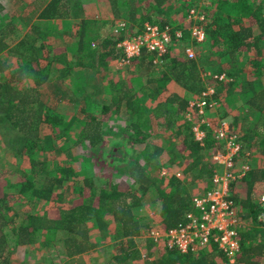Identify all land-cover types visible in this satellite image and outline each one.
Returning <instances> with one entry per match:
<instances>
[{"label": "trees", "instance_id": "1", "mask_svg": "<svg viewBox=\"0 0 264 264\" xmlns=\"http://www.w3.org/2000/svg\"><path fill=\"white\" fill-rule=\"evenodd\" d=\"M252 2L254 0H215L210 4L203 11L205 21L202 26L206 41L202 44L190 39L188 29L191 24L185 23L189 11L198 7L197 0H110V9L113 11L110 29L113 28L116 32L124 18L128 22L127 28L123 23L124 27L122 31H118L121 32L118 37L111 35L98 38L93 31H96V27L90 28L98 21L87 12V5L81 0H49L37 13L33 27L20 39L16 29L8 31L13 23H6V33L5 30L0 33V73L10 70V76L0 83L1 138L17 153L31 154L36 151L41 125L67 130L64 118L69 103L65 95L60 89L57 90V84L51 86L48 97H43L38 89L49 84V75L54 66L60 71V78L69 76L72 66L77 72L92 70L94 80L107 88L109 99L97 105L91 104L90 110L98 109L97 115L86 111L85 101L80 105L82 126L79 133H83V139L88 141V150L96 151L90 155L89 162L100 169L103 166L111 167L113 173L126 172L135 187H128L124 181L119 180L100 184L99 179L92 176L90 178L93 179L84 180L82 187H72L73 191L69 196L76 203L66 204L61 200L63 193L60 191L69 176L78 174L72 169L63 168L60 174L56 175L55 172L54 175L47 176L39 189L34 187L33 178L23 175L15 177L13 184L1 185L0 252L10 243L19 248L37 243L46 247L61 244L64 257L73 259L100 246L92 236L101 237L109 233L112 260L116 264H133L140 258L137 240L142 235L139 220L133 210L150 200V192L154 191L158 200L157 230L160 233L166 234L183 225L189 214L197 216L198 212L193 207L194 194H191L182 180L187 179L190 184L201 182L204 186L203 193L215 189L212 180L217 168L211 155L223 147L213 135L216 125L202 127L205 133L202 145L195 140L192 132L193 125L200 118L195 112V120H184L174 133L171 132L173 144L165 146L154 140L151 131L157 117L161 116L172 122L171 115L183 118L188 113V102L191 99L189 94L199 95L204 89L200 73L207 70L226 72L229 78L228 82L209 83L215 89L217 100V87L235 85L245 72L248 78L247 88L252 94L246 101L254 118H260L264 111V89L255 94V85L257 76H264V58L257 64L253 61L261 57L258 45L264 44V20H253L256 23L254 27L242 23V20L254 17ZM118 4H123L129 12L118 14ZM180 11L182 14L177 19L169 18L171 12L178 16ZM141 12L144 14L138 20L137 13ZM67 19L79 22L76 35L68 41L71 43V60L67 56V48H52L48 38L53 26L50 22ZM31 20L29 18L25 24H19L20 33ZM144 23L156 25L161 31L168 27L171 36L180 32V38H173V43L190 41L196 46H206L195 53L196 60H187L183 48L180 50L181 54H175L170 47L156 63L155 54L142 50L126 67L133 68L130 75L124 77L117 74L108 79L109 62L125 58L118 48V44L127 35L124 32L127 30L128 35L138 33ZM185 47H190V44ZM14 59L18 64L17 69L9 64ZM28 80L33 82V88L22 90L20 87ZM172 83L180 87L185 95L169 93L168 87ZM52 104L56 107H52ZM122 105L124 112L120 119L129 127L128 135L120 133L122 131L105 133L102 124ZM59 107L62 109L60 113L55 112ZM211 110L208 109L206 113ZM88 129L90 130L86 132ZM164 156L171 157L166 164L162 160ZM31 161L35 160L32 158ZM172 166L178 168L180 177L173 175L166 182L161 173L168 168L171 172ZM259 187H264V166L259 165L255 159L242 179L237 184H230L231 198L243 210L240 217L252 225H257L259 212L257 203L252 198ZM11 189L13 191L10 192ZM24 198H31L46 206L50 204L55 217H50L48 212L40 214L29 210L16 223L18 214L14 211V206L22 204ZM250 231V228H246L241 234L238 263L264 264V241L253 236ZM147 241V248L151 253L155 245L152 240ZM150 253L148 255L151 257ZM151 264H224V257L215 245L199 250L195 257L166 247L164 256L157 261L151 260Z\"/></svg>", "mask_w": 264, "mask_h": 264}, {"label": "rangeland", "instance_id": "2", "mask_svg": "<svg viewBox=\"0 0 264 264\" xmlns=\"http://www.w3.org/2000/svg\"><path fill=\"white\" fill-rule=\"evenodd\" d=\"M48 1L49 0H0V33L4 30V33H6V23L10 22L13 23V26L9 27L8 31L16 29L18 39L22 38L30 30V28L33 27V22L37 20V13L47 4ZM81 1H83V4L87 5L85 7L87 12H89V14L93 16L96 21H98L95 23V26L91 25L90 27H96V31H93L98 35V38L111 35L116 37L120 36L119 34L121 32H115L113 28L110 29V21L113 17V11L110 9V0ZM191 1L196 2V0ZM202 1L203 0H200V2ZM197 2L199 3V0H197ZM206 2L208 3V6H210V4L215 2V0H206ZM251 6L255 13L254 17L251 19L249 18L242 20V23L254 27L256 23L254 24L253 20H264V0H254ZM121 12L127 14L129 10L125 9L123 4H118L117 13L120 14ZM181 12L182 11L179 12L178 16L177 13L172 14L171 12L169 18L177 19L181 16ZM143 14V12L137 13V19L140 16H143ZM156 17L158 20L159 15ZM29 18L32 20L26 26V29L20 33L21 26L19 24H25ZM50 23H52L53 26L48 33V38L53 46L52 48L56 50L64 47L67 48V56L69 57V60H71L72 57L69 51L71 50V43L68 41L73 39V35H76L79 22L67 19L55 20ZM123 23L127 28V18H124ZM136 29H138V26L134 30L136 31ZM124 33H127L128 35L129 32L126 30ZM10 37H12L11 34ZM8 38L9 36L5 40L8 41ZM173 44L171 45V49L175 54H181L180 50L188 44H190V47H192L194 53H198L197 51L202 50L206 46V44L196 46L190 41H188V43L181 41L175 42ZM258 47L260 49L261 57L259 56L258 60L253 61V63L256 64L259 60L261 61L264 58V44L262 46L258 45ZM196 55L197 54H195V57H197ZM194 60H196V58H194ZM10 61L9 64H11L14 69H17L18 64L16 63L15 59L12 60V62ZM59 68L61 69L62 65L59 66ZM59 72L60 71L56 70L54 66L51 74L49 75V84L39 88L38 92L43 95V97H48L49 94H51L49 92L52 90L51 86L53 84H57V90H61L69 103L64 118V124L67 127V130L63 129V127L51 129L47 125H41L39 128V137L36 141V151L32 152L31 154L17 153V151L11 148L5 139L1 138L0 136V192L2 190L1 185L3 183L10 184L12 182L11 184H13V179L15 177L18 178L20 175L33 178L34 187L39 189L43 186L47 176H50L51 174L54 175L55 172H57L56 175L60 174V170L63 168H70L74 172L78 173L77 175L69 176L67 179L68 181H66L61 187L60 192L63 193L61 200H64L66 204L76 203L72 196H69V193L73 191L72 187H82L84 180L87 178L91 180L93 179L90 178L92 176L95 179H99L100 184L105 185L110 182H117L119 180L124 181L128 187L134 189L135 185L132 179L127 177L126 172L113 173L111 167L103 166L100 169L99 166H96L93 163L90 164V155L92 156L93 152L96 151L91 150L93 152H90L88 150V141L83 139V133H79L80 127L82 126V115L79 113L81 102L85 101V108H87L86 111L92 112L93 115H97L98 109L90 110V106L91 104L97 105L103 103V101H107L109 99L107 95V88L94 80L95 76L92 70L77 72L74 66H72L69 76H64L63 78H60ZM132 72V67L130 68L129 66V68H119L113 61L109 62L108 64L107 78L112 79L117 74L126 77ZM223 73L227 76L226 72ZM9 76L10 70L6 71L5 73H0V83H3ZM204 80L206 79L204 78ZM204 80L202 81L204 82ZM247 80L248 78L244 72L242 73V77L240 76V79L235 83V85L218 86L217 91L219 94V105L217 109L213 108L211 112L206 113L205 117L201 118L203 122L200 126V130H194L195 126L199 124L198 122L195 123L193 125L194 127L192 128V132L194 134L195 140H197L196 134L198 136L200 131L204 133L202 129L203 126L216 125V127L213 129V135L216 130L221 128L222 124L223 129L226 127L229 128L230 126L233 132L237 135V140L240 142V151L234 159L235 164L238 167L242 166V164L250 166L252 165V161L255 159V161H258L259 165L264 166V111L258 120H256L253 114L250 112V106L247 104L246 99L252 94L250 90L248 91ZM256 81L258 82L256 83L257 85H255V94H259L264 89V87L261 85L262 83L264 84V81L260 79H256ZM33 86V82L28 80L20 88L24 90L33 88ZM76 89H79V91L76 92ZM168 92H175L180 96L185 95V92L173 83L169 85ZM189 96V98H194L197 95L189 94ZM52 107H56V105L52 104ZM61 110L62 109L59 107L57 110L55 109V112L60 113ZM123 112L124 110L122 105L118 111L116 109L115 114L111 116L109 120L102 124V129L105 133L112 134L113 131H122L120 133L123 135H128L129 127L124 125L122 122L123 119H120V117L122 118L121 115H123ZM174 115H171V118H173L172 122H169L167 119H162L161 116L154 120L153 130L151 131L152 137L154 140L163 143L165 146L174 143L172 133L176 131L179 125L183 124L184 120L192 121L193 119L195 120L197 118L195 115H189L187 117L184 115L183 118L182 116L175 117ZM90 129H88L86 132H88ZM218 142L221 144V146H223L220 141ZM222 149L224 148H220V150ZM32 158L35 160L34 162L31 161ZM170 158V156H164L162 159L163 163L166 164ZM215 166L217 168L215 173L216 175L222 171V167L217 164H215ZM40 171L43 173L41 174ZM162 173L166 182L171 176L180 174L176 166H172L171 172H169L168 168L164 169ZM87 175H89V177H87ZM215 175L213 176L212 180L213 184H215ZM182 179H184L183 176ZM182 181H184L183 183H185L189 191L192 190L194 196L203 193L202 191L204 186L201 182H194L193 184H190L187 179ZM263 190L264 187H259L255 190L254 194L258 193L259 191L262 192ZM11 191H13V189H11L10 192ZM24 199L25 200L22 204L14 206V211L18 214V217H16V223L20 222L25 213L29 210L38 211L40 214L48 212L50 217H55V211L52 210L50 204L46 206L37 203L31 198ZM152 199H154V197ZM152 199L150 197V200H147V203H145L142 207H138L136 212L140 215L139 220L141 226H143V228H147L145 229L146 231L153 229V232L163 234L157 230L158 204H155ZM246 224L247 228L251 229L250 233L253 236H256L257 238L263 237L260 229H257L256 225L249 224L248 220L246 221ZM110 236L111 235L109 233L103 234L101 237H99V235L92 236L97 240V242L100 243V248L98 247L99 249L95 252H87L83 254L82 256L76 258L75 262H73L72 259H66L64 257V248L61 244L49 245L46 247L41 243H37L29 247L19 248L13 246L12 243H10L4 251L0 252V264H116L111 258L112 250L110 245L112 243L110 242ZM147 240H153L151 235L142 236L141 240H137L138 246L140 248V258L133 264H151V260L157 261L159 255L165 251L166 242L163 240V238H161L159 242H155L153 240L155 246L151 253L147 248ZM109 243L110 245L108 246L107 244ZM149 253L152 255L151 257L148 255ZM6 259L7 261H5Z\"/></svg>", "mask_w": 264, "mask_h": 264}, {"label": "built area", "instance_id": "3", "mask_svg": "<svg viewBox=\"0 0 264 264\" xmlns=\"http://www.w3.org/2000/svg\"><path fill=\"white\" fill-rule=\"evenodd\" d=\"M208 3L203 0L197 8H193L187 15L186 23L191 24L190 39L195 40L198 44L206 41V34L202 24L205 21L203 11L207 8ZM124 25L117 27L116 32L122 31ZM168 27L165 30H159L156 25L149 23L143 24L140 32L133 35H127L118 44L125 58L116 61L119 68H126L129 61L138 57L142 50L148 53L155 54L158 58L164 55L173 44V38L179 39L180 32H175V35H170ZM184 56L187 60H193L195 53L191 47L183 48ZM206 80H204V78ZM204 80L205 87L194 98L188 102L189 115L199 116L198 125L194 130H200L202 119L205 117L208 109L217 108L219 105L215 97V89L209 85L210 82L223 83L229 79L224 73L202 72L200 74ZM229 128H221L214 132L215 139L223 144L222 150H218L211 155L212 161L222 167V171L214 177L215 189L210 192L201 193L193 197V207L198 212V215L189 214L186 223L171 229L166 234L158 232H150L149 235L155 242H159L161 238L165 240L166 247L174 248L183 255H191L195 257L199 250L215 245L217 250L224 257V264H239L238 259L241 255V234L247 228L246 219H242L240 214L243 212L237 207L231 198L230 184L239 182L244 174L249 170V166L242 164L237 166L234 162L235 157L240 151V142L237 140V135ZM196 141L203 142L204 133L200 131L196 134ZM180 177L179 174L176 175ZM257 203V229L263 232L264 235V190L253 196ZM262 258L264 259V249L262 250Z\"/></svg>", "mask_w": 264, "mask_h": 264}, {"label": "crops", "instance_id": "4", "mask_svg": "<svg viewBox=\"0 0 264 264\" xmlns=\"http://www.w3.org/2000/svg\"><path fill=\"white\" fill-rule=\"evenodd\" d=\"M81 19H82V18H81ZM242 70H243V68H242ZM243 73H244V72H243ZM241 77H242V75H241ZM238 79H240V77H239ZM256 79H260V80H263V81H264V76H257ZM257 82H258V81H257ZM261 85H262V87H264V84H263V83H262ZM120 173H121V172H120ZM161 175H163V173H161ZM190 192H191V194L193 195L192 190H190ZM148 196H150L151 199L154 197V199H152V200L154 201L155 204H158V200H157V197H156L155 192H150ZM136 210H137V208H135V209L133 210V214H134V215L138 218V220H139V216H140V215H139V213L136 212ZM158 213H159V206H158V209H157V218H159ZM157 222H158V221H157ZM139 223H140V220H139ZM158 223H159V222H158ZM140 229H141L142 235H141V237L138 238V240H139V239L141 240L142 236H147V235H149L150 232L153 231V229H150V230L145 231V229H147V228H143V226H141V224H140ZM261 234H262V236H263V237H261V238H262L263 241H264V235H263V232H262V231H261ZM152 241H153V240H152ZM107 245L109 246L110 243L107 244ZM99 248H100V247H99ZM99 248L97 247V248H95V249L89 251V253H90V252H91V253H92V252H95V251H97ZM263 249H264V248H263ZM139 252H140V248H139ZM165 252H166V248H165V251L162 252V253L159 255L158 260L161 259V258L164 256ZM80 256H82V255H80ZM80 256H76V257H74V258L72 259V261L75 262V261H76V258H78V257H80Z\"/></svg>", "mask_w": 264, "mask_h": 264}, {"label": "clouds", "instance_id": "5", "mask_svg": "<svg viewBox=\"0 0 264 264\" xmlns=\"http://www.w3.org/2000/svg\"><path fill=\"white\" fill-rule=\"evenodd\" d=\"M201 2L198 3V5L200 4ZM186 23V22H185ZM145 24V23H144ZM141 31V30H140ZM139 31V32H140ZM127 36V35H126ZM174 40H178V39H174ZM194 51V50H193ZM204 72H211V71H204ZM202 73V72H201ZM254 199V198H253ZM233 200V199H232Z\"/></svg>", "mask_w": 264, "mask_h": 264}]
</instances>
